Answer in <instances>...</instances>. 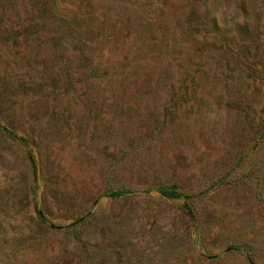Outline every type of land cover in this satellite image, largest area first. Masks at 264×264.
<instances>
[{
  "label": "rangeland",
  "instance_id": "rangeland-1",
  "mask_svg": "<svg viewBox=\"0 0 264 264\" xmlns=\"http://www.w3.org/2000/svg\"><path fill=\"white\" fill-rule=\"evenodd\" d=\"M0 264H264V0H0Z\"/></svg>",
  "mask_w": 264,
  "mask_h": 264
},
{
  "label": "trees",
  "instance_id": "trees-1",
  "mask_svg": "<svg viewBox=\"0 0 264 264\" xmlns=\"http://www.w3.org/2000/svg\"><path fill=\"white\" fill-rule=\"evenodd\" d=\"M89 75L94 79H99L100 75L95 69H91ZM160 195H162L165 198H177L179 196V193L177 191V188L175 186L170 187H159L157 189ZM125 194L123 191H116V192H107V196L118 198Z\"/></svg>",
  "mask_w": 264,
  "mask_h": 264
}]
</instances>
